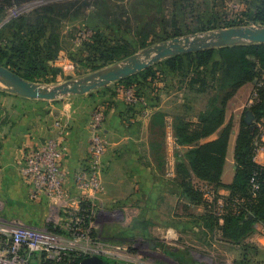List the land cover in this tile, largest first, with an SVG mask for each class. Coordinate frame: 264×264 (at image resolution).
Listing matches in <instances>:
<instances>
[{"label": "rangeland", "instance_id": "1", "mask_svg": "<svg viewBox=\"0 0 264 264\" xmlns=\"http://www.w3.org/2000/svg\"><path fill=\"white\" fill-rule=\"evenodd\" d=\"M33 1L37 0H0V64L6 67L8 59L4 53L8 52L7 54H9L10 52L11 54L13 44H18V40L13 34L16 30L14 26L22 18L30 20L34 17L33 15L50 7L62 8L69 4L80 3V0H78V3H69L74 0H39L42 2L36 5L29 13L17 19L5 20L6 13L10 7L23 2ZM99 1L102 0H81V3L88 4L87 9H85L86 14L82 15L85 17L88 14L89 16H94L96 13L95 6ZM105 1L110 2L111 0ZM110 4H113V2L111 1ZM123 6V9L113 12L120 15L119 19L124 21V23L98 25L97 31L101 35L96 34L93 29L89 28V23H86L87 19H82L81 17L72 18L74 16L71 15H68L67 18H60L58 17L59 15H56L53 21H50L52 24L51 30L46 31V34H55L60 37L61 50L58 52L57 58L52 61L45 60V55H43L41 60L44 59L48 68V78L35 77L32 78L31 82L47 87L59 86L70 81L80 80L96 71L120 65L130 56L139 55L146 49L171 41L174 38H183L211 31L218 32L230 28L264 27V22L260 19V17L264 16V0H130ZM93 20L96 24L97 19L93 18ZM89 22L92 23L93 21L89 20ZM95 36H99L100 40L95 41L93 39ZM97 48L101 50H104V48L108 49V57L104 59L94 54V50ZM113 48H117L116 52H121V54L116 56L109 54L111 53L110 51H113ZM111 58L114 59L111 60ZM161 62L162 68L165 69L166 66H163L165 60ZM161 78L165 79L163 81L165 83H162L161 87L164 88L166 86V90L160 92V100L161 96H177L182 101L187 97L188 92L186 90L179 91L174 88L175 85L171 83L169 85L166 82L173 81L172 77H164L163 74ZM122 81L112 83L107 87L85 95L64 97L56 101L39 102H42L43 110H48L52 106L57 108L56 105L65 107L63 104L75 97L78 99H74L73 103L79 114L91 115L90 119L99 117L101 120H103V115L106 116L105 109L121 98L128 104L138 106V109L144 111L145 107H139L140 101L136 100V90L126 88L127 84L125 85ZM257 83L254 84V87ZM254 87L252 91L250 90V92L245 94L242 93L245 91L244 89L232 100L227 111L229 121L237 124V120L245 110L247 102L253 96ZM247 88L250 89V87ZM3 90L6 89L0 83V92ZM146 98L147 96L145 95L143 99ZM200 100L201 98L199 97L194 100L196 106L203 105L206 97L202 99V102H199ZM4 106L11 108L15 105L6 103ZM143 106H145L144 102ZM63 111L66 114L69 113L66 110ZM90 136L91 144L93 136H96V127L93 129L92 125ZM105 143L107 151L109 142L105 139ZM142 161L143 163L152 161L157 168L158 165L162 164L161 154L157 151L148 153L142 157ZM109 166L111 165H106L103 160V189L99 192H87V196L85 193L81 196L82 202L84 200L89 201L93 209L90 217H86L91 238H96L100 242L119 243L122 245L126 243L127 245L136 246L137 249H134L135 255H133L135 264H137V260H145L142 258L143 255L147 257V260L149 259L148 264H264V236L260 234L262 231L260 224L255 225L254 234L248 236L245 241L241 243H223L221 232L217 229L212 233L208 228V221L205 219V216L213 215L218 219L219 225H221L223 224L221 219L227 213L230 211L238 213L240 211V206L243 205L244 200H237L234 204L229 205L227 200L230 197V193L227 195L220 194V189L215 191L212 187L204 188L201 184L199 189L203 194V203L196 205L188 200L184 199L182 201L180 199L170 211L172 226L170 225L169 229L153 231L148 235L131 234L130 238L128 228L137 217L136 214L141 213L142 207L129 202L128 199L118 200L116 198L117 191L120 189L119 186L114 184V174H109ZM120 168L123 171L128 170L127 166L121 165ZM120 168H117L118 173L121 172ZM158 171H161V169H158ZM126 187L123 189L126 190ZM220 200H222L221 203H219ZM72 207L75 208L74 205ZM59 216L60 214L57 213V210L51 212L49 222H46V225L49 223L50 225L46 227L55 230L53 229L55 226L54 222H57ZM203 217L206 222L201 220ZM67 222L68 224L71 222L70 226L72 227V224H76V216L69 215ZM56 226V230H59L60 233L67 232L70 227L68 225L63 227ZM67 226L68 228L65 230L64 228Z\"/></svg>", "mask_w": 264, "mask_h": 264}, {"label": "crops", "instance_id": "2", "mask_svg": "<svg viewBox=\"0 0 264 264\" xmlns=\"http://www.w3.org/2000/svg\"><path fill=\"white\" fill-rule=\"evenodd\" d=\"M111 1L113 4H110ZM111 1L102 0L96 3V12L99 16L109 17L107 21L109 24H123L124 21L119 19L120 15L114 13L110 17L102 12L106 8L104 3L109 9L118 10L123 9V5L130 0ZM78 2L74 0L69 3ZM100 4L103 6L100 7ZM76 5L83 6L84 9L88 7V4L81 3V0ZM83 13L86 14L85 11ZM254 84L248 83L241 87L228 102L227 111L235 96L244 89L245 91L242 92L244 94L252 91ZM145 95L147 98L141 99V106L139 105V107H145L144 111L121 98L105 109L106 116L103 115V120L96 122V118L90 119L91 115L77 112L73 100L78 98L75 97L71 100L67 99L69 102L63 104L65 107L56 105L57 108L52 106L48 110H43L42 102L39 100L24 98L6 90L0 92V219L48 229L46 226L50 223L46 225V222H49L52 212L48 201L43 199L38 203L30 202L29 186L20 174L26 154L30 150L42 147L51 139L57 140L64 151L62 164L67 176L65 185L71 198L75 200L80 195L76 190L75 175L88 160L92 125L93 129L96 127V135L109 142L104 163L111 165L109 174H114V184L119 186L120 190L117 191L116 198L118 200L128 199L129 202L142 207L141 213L136 214L137 217L128 228L130 238L131 234L148 235L153 231L169 229L172 224L170 222L172 207H175L180 199L184 200L182 190L178 186L176 164L184 160L186 154L197 146L196 144L180 145L178 143L174 122L177 117H181L186 122L198 123L206 101L203 100L204 104L201 106L193 104L192 112H186L184 100H180L177 96H161L160 100V93L151 92ZM202 99L203 97L199 102H202ZM6 103L15 106L9 108L4 106ZM63 110L69 113L66 114ZM247 112L249 110L242 112L237 124L226 118L222 127L232 122L227 160L222 177L226 186L232 183L236 173L234 150L242 116ZM158 115L162 116V124L160 128H154L153 122ZM253 122L252 120V130H254ZM218 136L219 131L198 144L215 140ZM156 151L161 154L162 164L157 166L161 171H158L156 164L152 161L150 163L142 161L144 155ZM261 160H264V155L261 156ZM121 165L127 166L128 170L123 171L120 168ZM117 168L121 169L120 173L117 172ZM192 179L197 181L194 174H192ZM124 187L126 190L123 189ZM219 193L227 195L230 191L223 187L220 188ZM75 203L74 207L80 208ZM54 225L53 229H56L57 222H54ZM260 234L264 236V231ZM224 242L229 243L225 240ZM134 252L135 250H132V256L135 255Z\"/></svg>", "mask_w": 264, "mask_h": 264}, {"label": "trees", "instance_id": "3", "mask_svg": "<svg viewBox=\"0 0 264 264\" xmlns=\"http://www.w3.org/2000/svg\"><path fill=\"white\" fill-rule=\"evenodd\" d=\"M102 6L100 4V7ZM104 6L106 8L102 12L110 17L113 16V11L116 10L107 8L105 3ZM84 11L83 6L69 4L62 8L50 7L33 15L34 17L30 20L22 18L14 26L16 30L13 34L18 40V44H13L11 54L3 52L8 59L7 67L28 81H32V78L35 77L48 78V68L44 59H41L45 55V60H55L61 50L60 37L55 34H46V31L51 30L50 21H53L56 15H59L60 18H67L68 15H71L74 16L72 18L87 19L86 23H89V28L98 35L100 34L97 31L98 25L109 24L107 22L109 17L99 16L97 12L94 16L85 17L82 15ZM93 18L97 19V26ZM260 19L264 22V16ZM32 20L33 22H31ZM89 20L93 22L91 23ZM110 25L114 24L110 23ZM93 39L98 41L100 37L95 36ZM116 51L117 48H113L109 54L114 56L121 54ZM94 54L106 59L108 49L97 48L94 50ZM164 65L165 69L162 68L161 62L122 82L127 84L126 88L136 90V100L140 101L149 92L159 94L165 90L166 86L161 87V84L165 83L163 82L165 79L161 78L163 74L164 77H172L173 81H166L169 85L171 83L175 85V89L188 92L184 99L186 112H192L196 98L206 97L205 109L199 115L198 123L186 122L181 117H177L174 122L178 143L180 145H197L186 154L185 159L180 161L176 167L178 186L182 190V197L196 205L203 203V194L199 189L200 184H206L215 191L226 187L230 191V197L227 200L229 205L234 204L237 200H244L240 211L227 213L222 218L223 224L221 225L213 215L205 216L208 228L212 233L218 229L223 240L229 243H241L254 233L256 224H260L264 228V165L254 161L255 142L259 131L257 128L252 130V124L247 122L246 113H244L234 150L236 173L232 183L226 186L222 177L227 160L232 122H229L224 128L222 127L227 118L228 102L237 91L248 83L263 81L264 44H242L217 50L181 54L165 60ZM154 98L158 99L159 97ZM249 112L253 115L254 122L264 121V81L262 87L258 89V100L249 109ZM160 115L154 119V128L161 127L162 116ZM218 131L217 139L198 144ZM192 174L195 175L197 181L192 179ZM254 185H257L258 189H254ZM92 210L89 201L84 200L81 203L80 214L82 216L89 218ZM205 219L203 217L201 220L206 222ZM104 262L110 264L109 260H104Z\"/></svg>", "mask_w": 264, "mask_h": 264}, {"label": "built area", "instance_id": "4", "mask_svg": "<svg viewBox=\"0 0 264 264\" xmlns=\"http://www.w3.org/2000/svg\"><path fill=\"white\" fill-rule=\"evenodd\" d=\"M42 1L23 2L9 8L5 20L17 19L29 13ZM264 81V78H263ZM258 82L253 90L252 98L247 102L245 110H249L258 100V89L262 87ZM101 118L97 117L96 122ZM259 133L255 142L254 161L264 165L261 156L264 155V121L253 122ZM106 153V143L103 138L93 136L89 147V157L75 175L76 189L79 191L77 199L73 200L66 187V173L63 169V148L54 139L49 140L42 147L30 150L26 154L20 174L29 186V201L38 203L46 199L52 212L60 214L57 225L63 227L68 224V216H76V224H72L67 232L46 228L30 227L25 224L0 219V264H82L91 257L104 258L110 264L136 263L132 251L134 245H122L111 242H100L91 238L86 217L80 214V209L73 208L82 203V194L101 191L103 160ZM204 188L209 187L201 184ZM254 189H258L254 185ZM222 200L219 201L221 203ZM73 211V212H72ZM222 222V219H221ZM64 228L65 230L68 228ZM261 230V228L258 226ZM262 231L264 228L262 227ZM133 258V259H132ZM137 260V264H148ZM141 258V259H142ZM129 263V264H130ZM257 264V263H253Z\"/></svg>", "mask_w": 264, "mask_h": 264}, {"label": "water", "instance_id": "5", "mask_svg": "<svg viewBox=\"0 0 264 264\" xmlns=\"http://www.w3.org/2000/svg\"><path fill=\"white\" fill-rule=\"evenodd\" d=\"M242 44H264V27L230 28L218 32L194 34L183 38H174L139 55H132L120 65L96 71L80 80L47 87L24 79L8 67L0 64V83L6 91L32 100L56 101L64 97L79 96L122 81L149 67L172 57L196 53L204 50H217ZM247 122L251 123L253 115L246 114ZM82 264H105L99 257L87 258Z\"/></svg>", "mask_w": 264, "mask_h": 264}]
</instances>
